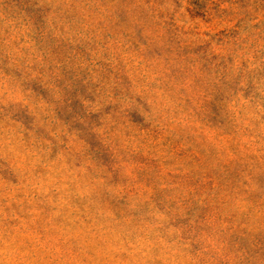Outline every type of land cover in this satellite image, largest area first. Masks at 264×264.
Listing matches in <instances>:
<instances>
[{
  "label": "rangeland",
  "instance_id": "374dc122",
  "mask_svg": "<svg viewBox=\"0 0 264 264\" xmlns=\"http://www.w3.org/2000/svg\"><path fill=\"white\" fill-rule=\"evenodd\" d=\"M0 264H264V0H0Z\"/></svg>",
  "mask_w": 264,
  "mask_h": 264
}]
</instances>
